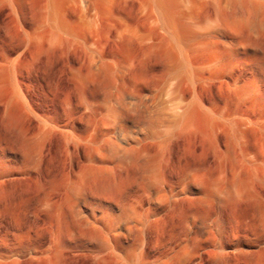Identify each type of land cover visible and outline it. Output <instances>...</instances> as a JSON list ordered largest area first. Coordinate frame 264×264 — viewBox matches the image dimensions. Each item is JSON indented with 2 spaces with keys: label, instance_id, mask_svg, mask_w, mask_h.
<instances>
[{
  "label": "bare ground",
  "instance_id": "bare-ground-1",
  "mask_svg": "<svg viewBox=\"0 0 264 264\" xmlns=\"http://www.w3.org/2000/svg\"><path fill=\"white\" fill-rule=\"evenodd\" d=\"M0 264H264V0H0Z\"/></svg>",
  "mask_w": 264,
  "mask_h": 264
},
{
  "label": "rangeland",
  "instance_id": "rangeland-1",
  "mask_svg": "<svg viewBox=\"0 0 264 264\" xmlns=\"http://www.w3.org/2000/svg\"><path fill=\"white\" fill-rule=\"evenodd\" d=\"M29 199H30L29 192L27 190V187L24 186L23 184L17 186L11 195L10 210H9L10 222L15 230H19V229L23 230L25 227L31 225L32 219L30 214Z\"/></svg>",
  "mask_w": 264,
  "mask_h": 264
}]
</instances>
